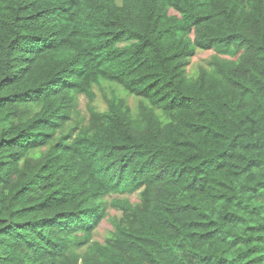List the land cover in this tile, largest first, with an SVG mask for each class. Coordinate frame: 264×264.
Listing matches in <instances>:
<instances>
[{"label":"trees","instance_id":"obj_1","mask_svg":"<svg viewBox=\"0 0 264 264\" xmlns=\"http://www.w3.org/2000/svg\"><path fill=\"white\" fill-rule=\"evenodd\" d=\"M0 264H264V0H0Z\"/></svg>","mask_w":264,"mask_h":264},{"label":"rangeland","instance_id":"obj_2","mask_svg":"<svg viewBox=\"0 0 264 264\" xmlns=\"http://www.w3.org/2000/svg\"><path fill=\"white\" fill-rule=\"evenodd\" d=\"M197 64H198V62H194V65H195V66H197ZM80 108H81L83 111H85V99H84L83 97L81 98ZM131 198H132V196H131ZM110 209H114V208H110ZM100 230L103 231V228H101ZM97 238L100 239V236L97 235Z\"/></svg>","mask_w":264,"mask_h":264}]
</instances>
